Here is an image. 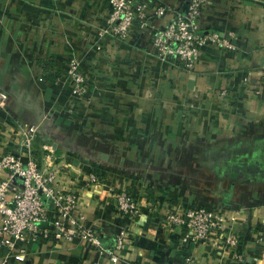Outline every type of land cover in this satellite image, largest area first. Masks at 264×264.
<instances>
[{"label":"crops","instance_id":"1","mask_svg":"<svg viewBox=\"0 0 264 264\" xmlns=\"http://www.w3.org/2000/svg\"><path fill=\"white\" fill-rule=\"evenodd\" d=\"M188 1L147 0L149 14L116 40L119 47L110 36L102 41L104 58L86 44L98 38L109 0H0V88L9 96L0 108V155L25 154L15 126L37 124L32 151L51 147L67 164L57 181L79 194L77 211L102 242L129 228L119 264H264V0H206L197 27L233 48L207 45L192 67L153 51L155 36L186 13ZM73 54L86 66L87 93L68 104L65 67ZM221 88L236 98L244 127L214 98ZM90 173L103 185L88 186ZM113 188L133 196L135 218L118 211ZM180 203L223 212L243 259L223 239L181 242L182 229L162 224L160 215ZM98 260L78 239L0 249V264Z\"/></svg>","mask_w":264,"mask_h":264},{"label":"built area","instance_id":"2","mask_svg":"<svg viewBox=\"0 0 264 264\" xmlns=\"http://www.w3.org/2000/svg\"><path fill=\"white\" fill-rule=\"evenodd\" d=\"M56 2L62 0H52V3ZM205 4L206 0H189L186 13L168 20L153 40V51L158 58L174 56L187 67H192L207 45L233 48L227 39L216 32H202L197 27ZM109 5L110 10L103 25L96 32L98 38L95 41L88 40L86 44L104 58H108V52L102 43L105 38L110 36L111 44L119 47L116 40L127 39L134 22L140 23L149 14L147 0H109ZM157 8V15L165 14V6ZM97 65L103 66L100 62ZM65 75L71 83L74 97L82 99L87 93L88 74L83 70L82 59L77 54L69 56ZM244 83H247V79ZM227 93L226 88H221L213 96L224 111L242 120L238 121L241 125L245 124L248 120L242 118L240 107L234 104L236 98ZM8 98V94L0 88V108H5ZM235 124L233 122V126ZM37 130V124H17L15 136L19 145L25 149V154L6 151L0 155V249L11 250L17 241L24 240L36 242L50 237L78 239L98 252L100 260L95 264H119L129 228L121 229L111 243L102 242L87 224L85 216L77 211L79 194L72 189H65L57 181L66 172L67 164H61L51 147L39 156L32 154ZM95 185L100 187L103 183L96 173H90L88 186ZM12 190H15L13 195ZM110 192L122 215L128 218L138 215V205L130 193L119 188H113ZM160 215L162 224L182 229L181 242L217 244L223 239L233 257L243 259L237 249L240 238L233 227L226 225L227 218L220 210L188 207L180 203L173 208H164ZM230 220L234 223L235 217L231 216Z\"/></svg>","mask_w":264,"mask_h":264},{"label":"rangeland","instance_id":"3","mask_svg":"<svg viewBox=\"0 0 264 264\" xmlns=\"http://www.w3.org/2000/svg\"><path fill=\"white\" fill-rule=\"evenodd\" d=\"M62 2H64V0H62ZM84 66V65H83ZM86 68V66H84ZM66 76V75H65ZM68 78V77H66ZM69 81V80H68ZM74 98V95L72 93V87H71V83L69 82V93H68V97H67V103L70 104L71 101L73 100ZM85 98V95L82 96V99L83 100ZM75 99V98H74Z\"/></svg>","mask_w":264,"mask_h":264},{"label":"trees","instance_id":"4","mask_svg":"<svg viewBox=\"0 0 264 264\" xmlns=\"http://www.w3.org/2000/svg\"><path fill=\"white\" fill-rule=\"evenodd\" d=\"M53 79H54V77H50V76L47 77V80H49V81H51V80H53ZM32 154H33L34 156H39V155L35 154L34 151H32Z\"/></svg>","mask_w":264,"mask_h":264}]
</instances>
